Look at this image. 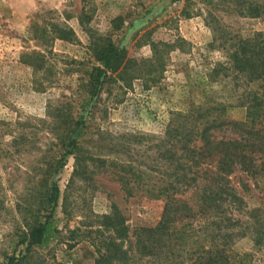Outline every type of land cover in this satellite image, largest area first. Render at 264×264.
<instances>
[{
	"label": "rangeland",
	"instance_id": "rangeland-1",
	"mask_svg": "<svg viewBox=\"0 0 264 264\" xmlns=\"http://www.w3.org/2000/svg\"><path fill=\"white\" fill-rule=\"evenodd\" d=\"M242 4L0 0V264L24 255L21 240L49 213L57 238L23 264H94L100 218L113 212L129 246L136 227L159 221L160 188L197 208L198 189L183 184L193 185L196 169L184 158L186 147L200 142L181 132L205 111L225 122L245 120L248 85L228 71L212 75L229 63L233 39L264 31V18L242 14ZM106 42L123 61L91 96V46ZM214 135L234 137L225 126ZM71 140L85 159L74 176V156L65 154ZM125 171L139 177L131 196L117 180ZM229 179L241 210L214 212L207 230L202 217L194 226L200 237L219 228L237 234L231 264H264V174L234 171ZM52 184L56 203L47 201Z\"/></svg>",
	"mask_w": 264,
	"mask_h": 264
},
{
	"label": "trees",
	"instance_id": "trees-1",
	"mask_svg": "<svg viewBox=\"0 0 264 264\" xmlns=\"http://www.w3.org/2000/svg\"><path fill=\"white\" fill-rule=\"evenodd\" d=\"M241 1L242 14L264 18V0ZM156 45L152 44L151 48L154 61L158 62ZM220 45L226 46L223 42ZM91 50L95 64L89 71V94L94 96L97 88L107 80L108 74L118 70L123 55L110 42L101 47L93 44ZM227 51L229 63L217 65L212 75L219 73V70L228 71L235 79H243L248 85L241 103L246 110L245 120L225 122L218 115L205 111L195 119L196 122L186 125L187 129L181 132L185 138L200 142L198 147L190 144L185 149L184 159L195 167L196 173L193 185L183 183L184 186L198 189L199 205L195 209L167 189L160 188L159 195L154 196L164 202L159 221L153 227H136L131 235L133 241L127 247L124 244L128 243L130 236L122 218L116 212L102 216L95 241L97 258L94 264H231L230 244L237 234L219 228L216 235L203 234L200 237L194 223L199 217L204 218V229L207 230L209 225L215 223L207 221L214 212L225 216L226 207L241 210L242 199L230 185L229 177L234 171L253 178L264 174V31L248 38L233 39ZM183 118L188 119L189 114ZM74 126L77 128L78 125L75 123ZM224 126L234 137H215L214 133ZM168 136L175 138L176 134ZM68 146L71 149L66 147L65 154L74 156V176L85 159L77 155L75 140L69 141ZM190 168L187 163L182 167L186 171ZM127 174L128 171H125L118 175L117 180L122 190L131 196L139 177ZM58 195V187L52 184L48 203H56ZM50 215L49 213L44 221L29 227L21 240V244L25 245L24 255L9 259V264H23L31 250L43 249L49 241L57 238L58 231L53 222L49 221ZM225 223L230 224L231 220L227 219Z\"/></svg>",
	"mask_w": 264,
	"mask_h": 264
}]
</instances>
